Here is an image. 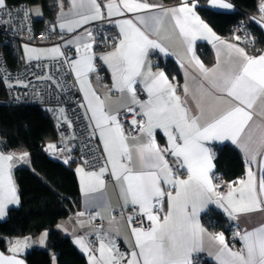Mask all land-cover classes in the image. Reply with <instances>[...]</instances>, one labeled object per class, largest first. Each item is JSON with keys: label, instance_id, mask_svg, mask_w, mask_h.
I'll return each mask as SVG.
<instances>
[{"label": "snow or ice", "instance_id": "snow-or-ice-1", "mask_svg": "<svg viewBox=\"0 0 264 264\" xmlns=\"http://www.w3.org/2000/svg\"><path fill=\"white\" fill-rule=\"evenodd\" d=\"M70 2V11L79 18L59 24V28L62 31L66 29L67 32H74L76 28L91 21L123 16L125 12L139 13L154 8L162 9L158 15H138L135 22L133 19L112 21L119 26V36L113 43V50L100 57L111 70L113 87L120 93L127 92L132 102L139 105L138 113L131 107L127 109L128 113L141 116L140 120L133 118L130 122L132 130L136 132V136L131 139L135 141L143 134L146 142L129 143L130 137L125 133L119 111L110 113L106 109L105 100L91 86L89 74L98 72V69L95 67L96 56L93 51L97 41L90 29H85L84 35L73 38L77 59H69L60 46L48 50L24 46L29 61L40 60L45 55L52 58L63 57L60 67H64L66 63L75 73L87 100L86 105L80 106L91 111L90 119L95 121L92 135H96V129L99 130L107 160L111 164V173L117 181H122L120 194L124 204L138 205V215L151 222L147 229L131 228L133 250L128 253H122L111 239L106 242V238H100L98 250L91 248L83 238L77 239L76 243L81 249L89 253L91 264H192L193 253L198 255L206 251V236L219 246L214 254L219 264H264V226L244 231L243 234L235 232L233 235L243 242V247L234 251L229 247L223 233H208L199 219L201 212H207L209 204L221 208L231 220H237L238 214L264 210V175L259 179L258 190L257 178L249 168L247 179L233 182L236 186L229 185L231 190L222 194L217 190L218 185L213 183L214 154L206 146L209 141L230 140L233 144L238 143L249 122L253 120L252 110L257 102L264 103V53L249 56L244 48L221 41L211 27L197 15L198 0H181L179 6L168 9L150 4L147 0H109L106 5L103 0ZM210 4L219 9L233 8L226 0H210ZM57 7H63V0H57ZM0 10L9 16L8 20L0 18V26L4 27L13 23L25 24L32 15H43L38 7L9 9L8 0H0ZM258 11L261 16L252 19L264 28V2L258 5ZM13 12L18 19H12ZM169 14L188 51L192 53L191 61L195 62L205 79L209 74L215 77L212 87L220 95H209L226 107L211 118L206 116V106L200 101L196 103L197 112L193 113L187 101L177 95L176 87L167 75L163 71H152L148 61L149 50L158 49L163 53L166 49L155 39H151L148 33L158 34L164 18ZM28 31L31 29L28 28ZM199 38L220 41L228 49L230 57L234 52L239 58L238 67L229 66L221 71L217 64L213 68H206L195 56L192 48ZM106 39L107 37L102 36L100 44ZM235 39L240 41L241 37L236 36ZM67 43L72 44L73 40ZM96 78L99 79V76ZM4 79V76H0V81ZM37 79L52 80V76ZM138 83L143 84V91L148 95L143 103L137 99ZM16 84L28 87L20 80ZM13 86L11 83L7 85L8 88ZM183 91L188 93L187 85ZM59 112L66 120L64 109H59ZM156 129L166 135L168 147L161 148L156 143ZM0 143L7 146L6 142ZM241 146L245 147L243 144ZM260 146L264 148V137L261 138ZM47 150L55 152L56 145L49 144ZM134 155L140 162V170L131 166ZM166 155L172 158L171 165L165 158ZM257 155L259 152L251 154L250 162L255 161ZM28 157V152L17 156L14 152L0 149V219L6 216L9 205L20 203L12 170L15 162H27ZM65 163H68L67 159ZM181 170L187 174L186 178H180ZM78 171L82 173V180L86 178L89 182L94 181V186L86 184V192L104 186L101 177L106 168H101L99 173H85L83 168ZM162 185H167V188ZM165 202L168 204L166 213ZM79 215L82 216L83 213ZM127 219L131 222L133 218L129 216ZM46 235L47 233L44 234L45 237ZM43 239L42 237L40 243H43ZM4 242L10 244L7 251L11 254L0 252V264H25L24 260L18 258V254L29 246L28 239Z\"/></svg>", "mask_w": 264, "mask_h": 264}, {"label": "crops", "instance_id": "crops-1", "mask_svg": "<svg viewBox=\"0 0 264 264\" xmlns=\"http://www.w3.org/2000/svg\"><path fill=\"white\" fill-rule=\"evenodd\" d=\"M109 2V0H103V4L106 5ZM118 2V0H117ZM150 4L160 5L163 7V9L168 8H174L180 5L181 1L177 3H165L162 0H147ZM191 2V0H190ZM226 2H230L233 5L232 9H219L212 7L210 4V0H198L197 2V8L196 13L200 16V18L211 27L213 32L220 38L221 41H225L226 43H231L238 45L239 47L244 48L245 52L249 56H259L260 54L264 53V46L261 48L251 49L247 46H245L242 42L237 41L235 39V36H221L219 35L212 26L203 18L201 15L199 8L200 6H208L209 8L217 11H223V12H233L235 10V5L230 0H226ZM38 7V6H37ZM41 9V8H40ZM71 9V2L70 0H63V7L59 9L55 21L53 22V27L59 32L64 35H66L67 40L65 41L63 47H61V51L63 49H72L75 57L73 59L78 58V54L75 53V41L73 38L80 37L85 34V29L88 24H85L81 27L76 28L74 32H67V30H61L59 28V24L68 20L78 19L79 17L75 16ZM42 11V10H41ZM106 12V9H104ZM162 11L161 8H154L147 12H139V13H129L125 12L123 16H113L110 18V23L112 26H114L117 36H119V26L112 21H118V20H124V19H133L135 22V17L138 15L141 16H148V15H158ZM261 14H258L256 17L259 18ZM41 17V16H40ZM98 21V20H96ZM142 27V26H141ZM264 30V28H262ZM149 37L151 39H155L157 42H159L165 49L166 52H160L158 49H150L149 55H148V61L151 63L152 71L153 72H159L163 71L170 82L173 83V85L176 87L177 95L181 96L182 100L187 101V104L189 108L192 110L193 113L197 112L196 103L197 101H200L206 106V116L208 118H211L213 114H218L219 110H222L224 107H226L223 103H218L212 99V96L209 95V93H213L215 95H220L219 93L215 92V89L212 87V81L215 79V77L211 74H209L208 78L205 79L204 75L199 71L198 67L195 65L194 61H191V55L188 51L187 45L184 42L183 38L180 36L178 29L176 28L170 14L166 16L163 20V24L161 28L159 29L158 34H154L149 32ZM69 40H73L72 44H68L67 42ZM97 44L94 45L93 51L95 53L96 59H95V67L98 69V72L96 73H90L89 74V80L91 82V86L93 89L96 90L97 95L101 97V99L105 100L106 103V109L114 114L117 111L120 113V117L123 112L127 111L129 107L134 108L137 107L139 109V105L132 102L131 97L127 92L120 93L113 87V79L111 70L107 67L106 64L102 62L100 57L105 55L108 52H111L113 50L112 48H98L99 42L96 38ZM200 44H206L211 48L214 54V61L211 63H206L203 56L199 53L198 47ZM30 48H35L38 50H48L51 49L54 46H30ZM193 52L196 57L199 58L200 61L203 62L204 66L206 68H213L217 64L220 65V70L223 71L229 66L238 67L239 65V58L236 56V54L233 52L231 54V57L229 56L228 49L225 48L224 44H221L220 41L213 40L211 38L209 39H203L199 38L197 39L193 46ZM21 55L23 58L28 59V53L24 50V46L21 48ZM50 56H43L41 59H47ZM160 59L162 60H174L178 66L180 67L182 78H179L177 75H170L169 72L166 70V68L162 65H160ZM36 60V59H32ZM72 73L75 76V73L72 71ZM99 76V79L96 77ZM78 85L79 81L77 80ZM187 85L189 91L187 94L184 93L183 88ZM141 87L143 89V84L138 83L136 85V90ZM80 88V87H79ZM84 100L85 105L87 104V100L85 99L84 91L80 89ZM146 96L144 99H137L143 103L148 99V95L145 92ZM87 114L89 118L91 117V111L86 108ZM253 111V120L249 122L248 127L245 129V132L242 134L240 141L236 144H233L230 140H224V141H209L207 142L206 146L211 149V151L214 154L213 163L215 165V157H216V146L224 145V144H231L234 147H236L241 154L243 155L245 161H246V172L242 178L239 180L247 179V171L249 168L253 171L257 178V188L259 190V179L262 175H264V148H261L260 141L261 138L264 137V127H261V125H264V103L257 102L256 106L254 107ZM91 123L94 125L95 121L91 120ZM125 133L130 137L129 143H140V142H146V137L141 134L136 138L135 141L131 139V137H134L136 135L130 134L127 132L126 128ZM98 135L99 130L97 129ZM154 135L156 139V143L161 148L168 147V141L166 135L159 129L154 130ZM251 137V139H249ZM100 138V136H99ZM101 143L103 145V141L100 138ZM245 145V147H242L241 145ZM5 152H14L15 151H5ZM259 152V155H257V158L255 161L250 162V156L253 153ZM106 158H107V153ZM168 159L169 164H172V158L168 155L165 157ZM20 164L23 163V161H19ZM122 162L127 163V161L122 160ZM28 160L25 162V166H28ZM132 167H134L136 170L141 169L140 162L136 159L135 155L133 157V161L131 164ZM16 167V164L13 167V177L16 183L15 179V171L14 168ZM83 168L80 165H76V173L79 179V185L81 190V202H80V208L70 216L61 219L55 226L56 229L61 231L64 235L69 236L73 243L77 246V248L86 255L89 264H91V261L89 260V253L84 252L80 245L76 243V240L79 238H83L86 243L89 244L91 248L94 250H98L99 248V240L100 238H106V242L108 239L114 240L117 244L119 250L122 253H128L132 248L133 244V237L131 235V227L121 216H118L117 213L121 210V208L129 209V208H138L139 206H132V205H125L124 200L121 197L120 191L122 186V181H117L115 177L111 173V164L107 160V164L102 167L106 168V171L104 172L103 176L101 177L104 181V186L102 188H99L98 190L92 191H85L86 184H90L91 186H94V181L89 182L86 178L82 180V173L78 171V169ZM84 169V168H83ZM101 169V168H100ZM100 169L92 170V171H86L84 169L85 173L88 172H97L99 173ZM180 178H186L187 174L184 172V174H180ZM213 183L218 184L217 177L215 176V167L213 169ZM237 180V181H239ZM17 185V183H16ZM233 186V183L230 184ZM163 187L167 188V185H162ZM228 186V185H227ZM18 187V186H17ZM171 190V189H169ZM230 187L228 186L226 194L228 191H230ZM19 195V191H18ZM20 197V196H19ZM20 205V203H19ZM19 205H9V208L7 210V214L10 208L12 207H18ZM207 212H209L212 208L216 207L220 210L216 205L209 204ZM168 211V204L165 202L164 204V212L166 213ZM223 211V210H222ZM206 212V213H207ZM80 213H83V215H79ZM7 214L4 218L1 220H4L7 218ZM205 214V212H201L200 214V223L203 225L202 217ZM227 217L231 227L236 228L241 234H243L244 231H252L257 227L264 226V210H257L245 214H238L237 220H231L226 213H224ZM99 217L102 220H104V228L99 229L96 225L92 217ZM146 218V217H145ZM147 220V219H146ZM148 222V226L145 228L147 229L151 222ZM204 226V225H203ZM205 227V226H204ZM206 228V227H205ZM207 229V228H206ZM207 232L210 234H219L223 233L226 239V242L228 243L229 247L232 248L234 251L239 250L237 247H235L233 244H230L229 239L225 232H213L209 229H207ZM47 233L46 237L44 234ZM49 231L44 230L37 236H27L29 241V246L25 248L22 252H20L18 255L23 256L26 250H30L32 248H47V240H48ZM25 237V238H27ZM31 237V238H29ZM43 239V243H40L41 238ZM31 239V240H30ZM7 240V239H6ZM7 241H14V240H7ZM242 244L243 242L240 241ZM205 249L206 251L199 253L198 255L196 253H193L192 256V264H194L195 258H201V259H207L212 262H215L216 264H219V262L215 259V253L218 250V245L215 241H212L205 237ZM8 243V248H9ZM209 253H212V255H209ZM96 255H98V251H96ZM56 257L55 255L53 256Z\"/></svg>", "mask_w": 264, "mask_h": 264}, {"label": "trees", "instance_id": "trees-1", "mask_svg": "<svg viewBox=\"0 0 264 264\" xmlns=\"http://www.w3.org/2000/svg\"><path fill=\"white\" fill-rule=\"evenodd\" d=\"M177 3L181 0H162ZM235 5L233 12L217 11L208 6H200L203 18L221 36H233L232 27L241 17L261 14L258 5L264 0H230ZM27 4L41 8L43 15L35 16L36 23L43 28L46 23L55 21L60 9L57 0H8V6ZM255 45L251 49L264 46V30L253 22L249 24ZM199 53L206 63L214 61L213 51L206 44H200ZM7 56L15 64L21 49L9 48ZM170 75L182 78L180 67L172 60L160 59ZM6 85L0 81V94ZM0 134L6 140V150L28 152L31 167L21 166L15 170L20 205L9 209L7 218L0 219V250L10 254L7 237L37 236L48 230L47 248H32L25 255L27 264H52L56 256L58 264H89L69 236L55 228L56 224L79 210L81 190L75 163H65L43 151L42 144L55 145L59 140L52 121L37 107H0ZM215 176L230 185L242 178L246 172V161L241 152L231 144L216 146ZM203 225L213 232H225L228 239L231 227L224 212L216 207L202 217ZM200 264H216L201 259Z\"/></svg>", "mask_w": 264, "mask_h": 264}, {"label": "built area", "instance_id": "built-area-1", "mask_svg": "<svg viewBox=\"0 0 264 264\" xmlns=\"http://www.w3.org/2000/svg\"><path fill=\"white\" fill-rule=\"evenodd\" d=\"M25 7L30 9L27 4L8 6L9 9L13 10ZM256 16L241 17L232 27L233 36H240V42L249 48L255 45L249 24L251 22L257 24L252 19ZM0 18L8 20L9 16L5 15L3 10H0ZM18 18L15 16V12H13L12 19ZM25 24L13 23L7 27L0 26V76L5 77L2 82L6 85V89L0 94V107L30 106L42 109L52 121L54 129L59 136V140L55 144V152L47 150V144H42L45 153L62 162H65L67 159L68 163L80 165L86 171L104 167L107 164L104 147L97 129L95 130L96 135H92L94 131L93 124L87 114L86 107L80 106L85 105V100L76 77L66 63L64 67H60V63L64 58H52L50 56L47 59L29 61L20 55L19 60L15 64L10 62L6 53V50L9 48L17 50L25 45L63 47L67 40L66 35L59 33L51 23H46L43 28H39L40 26L36 23L33 15ZM28 28L31 31H28ZM86 29H90L96 36L99 42V49L112 48L113 43L118 37L114 26L110 23V19L91 22L86 26ZM102 36L107 37V39L103 44H100ZM63 51L69 59L75 57L72 49H63ZM49 75L52 76V80L37 79V77ZM17 80L27 84L28 87L24 88L17 85ZM9 83L14 86L8 88L7 85ZM136 91L139 99L145 98V91L141 87ZM61 108L64 109V116L67 117L66 120L59 112ZM133 109H136L137 113L139 112L137 107ZM133 118L140 120L141 116L125 111L121 115V123L128 133L136 135L130 123ZM0 142H6L1 134ZM0 149L12 151L6 150L3 143H0ZM180 174H184V171L181 170ZM217 185V190L224 194L228 186L222 180ZM117 215L121 216L131 227L146 228L148 226L146 218L138 215V208H121ZM129 216L133 218L131 222L127 219ZM92 219L99 229L104 228V220L96 216L92 217ZM237 231L236 228H232L229 242L240 250L243 244L238 237L233 235ZM200 263L201 260L195 258L194 264Z\"/></svg>", "mask_w": 264, "mask_h": 264}, {"label": "rangeland", "instance_id": "rangeland-1", "mask_svg": "<svg viewBox=\"0 0 264 264\" xmlns=\"http://www.w3.org/2000/svg\"><path fill=\"white\" fill-rule=\"evenodd\" d=\"M34 8H37V6H34V7H32V9H34ZM39 9H40V7H38ZM40 11H41V9H40ZM42 12V11H41ZM15 153H16V155L17 156H19L21 153H23V152H21V151H15ZM15 164H16V167L14 168V171L18 168V167H21V166H25V162H23L22 164H20V162L19 161H17V162H15ZM28 166L27 167H31V157H30V155H29V157H28V164H27ZM26 167V166H25ZM29 238H31V237H29ZM7 240H16V239H25V237H7L6 238ZM27 239H28V237H27ZM29 240V239H28ZM31 240V239H30ZM10 245V244H9ZM10 247V246H9ZM43 249H46V248H43ZM29 250H26L24 253L26 254L27 252H28ZM10 253V252H9ZM24 254V255H25ZM52 264H58L57 263V259H56V257H54V259H53V263Z\"/></svg>", "mask_w": 264, "mask_h": 264}, {"label": "water", "instance_id": "water-1", "mask_svg": "<svg viewBox=\"0 0 264 264\" xmlns=\"http://www.w3.org/2000/svg\"><path fill=\"white\" fill-rule=\"evenodd\" d=\"M0 252H4V251L0 250ZM4 253H5V252H4ZM5 254H6V255H10L11 253H10V254L5 253ZM18 258L24 260L23 256L18 255ZM24 262H25V264H27L25 260H24Z\"/></svg>", "mask_w": 264, "mask_h": 264}]
</instances>
